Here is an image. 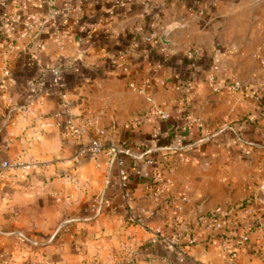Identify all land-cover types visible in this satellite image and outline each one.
I'll return each instance as SVG.
<instances>
[{
    "label": "crops",
    "instance_id": "obj_1",
    "mask_svg": "<svg viewBox=\"0 0 264 264\" xmlns=\"http://www.w3.org/2000/svg\"><path fill=\"white\" fill-rule=\"evenodd\" d=\"M112 144L149 151L130 200ZM17 157L40 165L0 175V264H264V0H0Z\"/></svg>",
    "mask_w": 264,
    "mask_h": 264
},
{
    "label": "built area",
    "instance_id": "obj_2",
    "mask_svg": "<svg viewBox=\"0 0 264 264\" xmlns=\"http://www.w3.org/2000/svg\"><path fill=\"white\" fill-rule=\"evenodd\" d=\"M9 48H12L13 46L9 44ZM147 83V82H146ZM30 107L29 105L24 108L25 112H29ZM161 118H167L168 113L165 110H158L156 112ZM68 125L70 126L71 130L77 134L81 135V130L78 127H75L72 124V121L70 120L68 122ZM104 144L100 139H93L89 144L83 147V151L89 152L94 156H98L100 153L104 151ZM178 149L177 147L175 148ZM139 151L134 152L130 148H123L117 144H112L108 150L106 151V154H108L110 158V162L116 163L119 168V176L121 181V187L124 191V195L127 200H130L131 194L130 190L128 188V183L130 179V168H136L138 166V162L141 158L145 157L148 154V150H142L138 149ZM122 153H127L132 156V161L130 166H127L125 163V160L122 158ZM153 164L160 165V169L156 172V176L161 177L164 175V171H173L177 167V160H167V161H150ZM39 162H36L34 160H28L25 157H17L15 159H1L0 158V175L8 172V171H19L23 173H29L37 168H39ZM252 209L250 207L245 208H239V210L233 212L232 214H229L228 216H224L221 218H218L214 220V224L217 227L222 228H228L230 226H234L241 218L247 217L248 215H251ZM157 233H160V229L158 228L156 230ZM248 235L244 234L243 240L247 241ZM229 249H234L232 245H229Z\"/></svg>",
    "mask_w": 264,
    "mask_h": 264
},
{
    "label": "trees",
    "instance_id": "obj_3",
    "mask_svg": "<svg viewBox=\"0 0 264 264\" xmlns=\"http://www.w3.org/2000/svg\"><path fill=\"white\" fill-rule=\"evenodd\" d=\"M158 57H161L160 54L158 55ZM192 62H193V64H196L195 59H193ZM247 204H248V202L246 201V202H244L243 204H241V205L239 206V208H245ZM255 226L257 227L258 224L253 225V227H255Z\"/></svg>",
    "mask_w": 264,
    "mask_h": 264
},
{
    "label": "water",
    "instance_id": "obj_4",
    "mask_svg": "<svg viewBox=\"0 0 264 264\" xmlns=\"http://www.w3.org/2000/svg\"><path fill=\"white\" fill-rule=\"evenodd\" d=\"M262 201H264V200H262Z\"/></svg>",
    "mask_w": 264,
    "mask_h": 264
}]
</instances>
